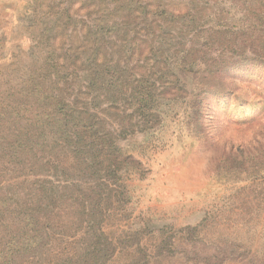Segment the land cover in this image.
I'll use <instances>...</instances> for the list:
<instances>
[{
    "label": "trees",
    "instance_id": "1",
    "mask_svg": "<svg viewBox=\"0 0 264 264\" xmlns=\"http://www.w3.org/2000/svg\"><path fill=\"white\" fill-rule=\"evenodd\" d=\"M55 1L56 8L46 9L42 0H30L26 6L34 14L31 33L36 43L47 47L42 63H32L24 73L13 64L0 69V264H111L117 249L104 224L115 208L113 194L120 195L125 170L141 166L123 153L118 141L160 122L154 113L158 90L164 94L179 89L181 71L169 69L167 58L147 52V46L137 47L134 40L138 21L149 14L168 18L166 8H150L153 2L144 0ZM257 9L249 10L263 24L264 5ZM90 18L91 24L86 21ZM75 20L80 27L71 26ZM194 20L196 15L185 26L190 28L188 21ZM112 34L118 38L114 50ZM254 36L245 37L237 47L244 51L249 47L256 59L243 53L207 65L210 78L226 89L215 92V87L211 95L246 100L230 81L250 67L264 68V57L251 40ZM174 55L171 66L178 57L183 63L188 58ZM70 61L77 66L73 74L83 78L71 98L64 73ZM99 112L115 127L107 128ZM14 173L23 175L16 179V191L10 185L1 192L3 178ZM57 242L74 247L60 248ZM220 255L204 256L202 263L223 264L227 258Z\"/></svg>",
    "mask_w": 264,
    "mask_h": 264
},
{
    "label": "rangeland",
    "instance_id": "2",
    "mask_svg": "<svg viewBox=\"0 0 264 264\" xmlns=\"http://www.w3.org/2000/svg\"><path fill=\"white\" fill-rule=\"evenodd\" d=\"M28 1L0 0L2 70L13 64L24 73L32 63H42L46 46L36 43L32 35L34 14L26 9ZM148 1L153 2L150 8H166L169 16L160 20L149 14L147 20L140 19L137 34L133 32L136 45L163 55L169 69L179 67L182 83L171 93L163 94L159 88L154 110L161 117L158 124L118 141L123 153L141 166L125 170L120 195L113 194L115 208L104 224L105 234L117 249L111 264L135 260L137 264H204L203 257L213 254L227 258L223 264H264V68L250 67L230 81L241 90L244 101L233 95H211L215 87V92L226 89L206 71L218 59L229 61L243 53L256 59L249 47L245 51L243 46L237 47L252 35L258 54L264 57V21L255 20V13L249 10L260 9L264 0L144 3ZM42 4L49 9L59 3L42 0ZM188 10L196 15V20L188 21L190 28L185 26L191 17L185 15ZM92 20L86 21L91 24ZM78 23L75 20L71 26L80 27ZM111 36L114 50L118 38ZM142 40L146 43H140ZM59 41L63 43L61 38ZM174 54L188 58L183 63L178 57L171 66ZM71 61L64 72L70 83L69 98L83 79L73 74L72 68L77 66ZM99 116L107 121V128L115 127L104 113ZM22 177L8 174L1 192L10 185L15 192L16 179ZM187 229L196 231L188 234ZM57 246L74 247L65 242H57Z\"/></svg>",
    "mask_w": 264,
    "mask_h": 264
}]
</instances>
